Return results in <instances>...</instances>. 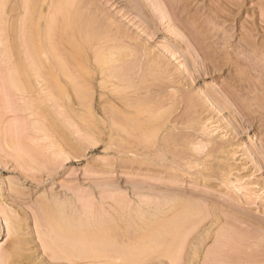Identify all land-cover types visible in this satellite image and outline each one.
<instances>
[{"label": "rangeland", "instance_id": "1", "mask_svg": "<svg viewBox=\"0 0 264 264\" xmlns=\"http://www.w3.org/2000/svg\"><path fill=\"white\" fill-rule=\"evenodd\" d=\"M72 1L0 0V264H264V0Z\"/></svg>", "mask_w": 264, "mask_h": 264}, {"label": "bare ground", "instance_id": "2", "mask_svg": "<svg viewBox=\"0 0 264 264\" xmlns=\"http://www.w3.org/2000/svg\"><path fill=\"white\" fill-rule=\"evenodd\" d=\"M75 1H76V0H75ZM75 1L73 0L72 2L74 3ZM71 21H72V20H71ZM59 204H60V203H59ZM59 204H57V207H60V206H61V205L58 206ZM55 206H56V204H55ZM64 208H65V207H64ZM55 209H56V211H57V209H58V211L55 212V213H57V214H56V216H57L56 218H57V220H58V224H59V226H60V227H59V228H60L59 230H62V232H63L64 234L67 235V237H68V235H69V241L71 240V242L73 241L72 243H75V242L77 243V242H78L77 240H79V241L81 240L80 238H83V239L81 240L82 242H83V241H84V242L87 241L86 238L89 237L88 234H92L93 232H92V233L88 232V234H86L88 237L85 235V233H83L84 231H82L83 234H82V233L80 234V229H81L82 227L80 226V227H81V228H80V227L78 226V224H76L75 222H74V223H75L77 226L75 227L74 230L72 229L74 225L72 226V228H71V226L68 227L71 223H73V219L68 215L67 210H66V209H63V206H62V208L60 207V208H55ZM69 211H70V210H69ZM52 212H53V211H52ZM183 213H184V212H183ZM48 216H49V215H48ZM53 216H54V215H53ZM186 216H187V214H186ZM51 217H52V216H51ZM54 217H55V216H54ZM46 220H47V219H46ZM57 220H56V222H57ZM47 221H48V220H47ZM48 222H49V224H50L51 220L48 221ZM76 222H77V221H76ZM78 222H79V221H78ZM51 223H52V222H51ZM74 223H73V224H74ZM175 223H176V222H175ZM79 224H80V223H79ZM84 224H85V223H84ZM177 224H178V223H177ZM71 225H72V224H71ZM51 226H52V225H51ZM57 226H58V225H57ZM57 226H56V227H57ZM166 226H167V225H166ZM173 226H175V225H173ZM92 227H93V226H92ZM168 227H169V226H168ZM175 227H176V226H175ZM61 228H62V229H61ZM70 228H71V229H70ZM89 228H90V227H89ZM89 228H88V229H89ZM94 228H95V227H94ZM94 228H93V229H94ZM82 229H83V228H82ZM91 229H92V228H91ZM102 229H103V228H102ZM166 229H167V228H166ZM173 229H175V228H173ZM178 229H180V228H178ZM78 230H79V231H78ZM85 230H86V229H85ZM94 230H95V229H94ZM175 230H177V229H175ZM97 231H99V229H97ZM102 231H103V230H102ZM177 231H178V230H177ZM177 231H176V235H177V234L179 235V232H180V231H178V232H177ZM78 232H79V233H78ZM59 233H60V232H59ZM63 233H61V234L64 235ZM75 233H76V236H77V233H78V235L80 234V235H81V236L79 235L80 238H78V237H76V236L74 237V236L72 235V234H75ZM173 233H174V232H173ZM93 234H94V233H93ZM83 235H84V236H83ZM102 235H103V234H102ZM178 235H177V236H178ZM70 236H71V237H74V239H75V238H76V239L78 238V239H77V240L75 239V241H74L73 239H70ZM82 236H83V237H82ZM92 236H93V237H92ZM92 236H90V239L88 238V241H87L88 243H90L89 240H91V238L98 237L96 234H95V235H92ZM105 236H106V235H105ZM84 237H85V240H84ZM102 237H103V236H102ZM102 237H101V238H102ZM101 238L99 237V238H97V239L95 238V240L93 239V240H92L93 245L96 244L95 246H97L98 244H100V241H101L100 239H101ZM103 238L105 239V238H107V237H103ZM174 238H175V237H174ZM61 239H62V237H61ZM104 239L102 240L101 244L103 243ZM143 239H144V238H143ZM62 240H63V239H62ZM64 240L66 241V240H68V239L64 237ZM174 240H175V239H174ZM81 241H80V242H81ZM92 243H90V244L92 245ZM68 244H69V243H68ZM81 244L84 245L83 243H81ZM81 244H79V246H80ZM101 244H100V246H101ZM75 245H76V244H75ZM88 245H89V244H88ZM89 246H90V245H89ZM91 247H92V246H91ZM93 247H94V246H93ZM77 248H78V247H77ZM89 248H90V247H89ZM97 248H98V247H97ZM0 251H1V250H0ZM75 251H76V250H75ZM80 251H82L81 248H80ZM7 253H8V256H9V255H10L9 252H7ZM14 253L16 254V253H18V252H14ZM173 253H174V252H173ZM2 254H3V253H1V258H0V259H1V261H2L3 259H5L4 262L6 263V259H7L8 257H7V255L4 256V254H3V256H4V257H3ZM77 254H78V253H77ZM18 255H19V254H18ZM11 256H13V254H12ZM16 256H17V255H16ZM100 256H101V254H100ZM9 257H10V256H9ZM19 257H20V255H19ZM74 257H75V256H74ZM2 258H3V259H2ZM13 258H14V256H13ZM10 259H11V258H10ZM7 260H8V259H7ZM12 260H13V259H11L10 261H12ZM10 261L8 260L7 263L10 262ZM26 261H27V260H26ZM1 263H3V262H1Z\"/></svg>", "mask_w": 264, "mask_h": 264}]
</instances>
